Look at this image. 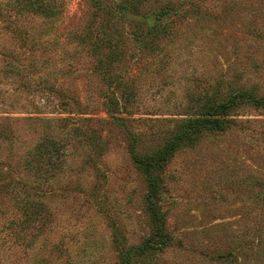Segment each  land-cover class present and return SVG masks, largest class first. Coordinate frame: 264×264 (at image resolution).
Returning <instances> with one entry per match:
<instances>
[{"label":"rangeland","instance_id":"374dc122","mask_svg":"<svg viewBox=\"0 0 264 264\" xmlns=\"http://www.w3.org/2000/svg\"><path fill=\"white\" fill-rule=\"evenodd\" d=\"M169 1L179 15L168 19L161 51L136 58L128 41L107 73L98 56L109 49L99 51L96 40H118L115 30L124 29L91 0H62L56 19L7 8L0 264H119V248L142 244L151 231L149 189L132 148L155 151L178 119L229 89L264 98V0ZM127 91L133 99L123 110ZM110 100L118 103L107 112ZM235 114L225 130L184 143L153 171L170 239L141 264H264V109L243 104ZM48 140L60 147L58 170L35 174L25 158ZM24 199L45 212L41 226L30 221L21 234L34 208L23 215Z\"/></svg>","mask_w":264,"mask_h":264},{"label":"trees","instance_id":"16d2710c","mask_svg":"<svg viewBox=\"0 0 264 264\" xmlns=\"http://www.w3.org/2000/svg\"><path fill=\"white\" fill-rule=\"evenodd\" d=\"M91 3L97 14L103 16L109 25L114 20L116 24L120 23L124 29L122 32L115 30L119 35L118 40L112 35H105L106 37L96 40V47L99 48V51L100 48L109 49L104 54L105 58L98 56V63L103 71L109 70L114 63L121 60L122 48L128 41L132 42L134 50H136L134 55L136 58L147 52L156 54L161 51L160 44L164 39L168 40L170 36L168 19L172 15H179L177 7L169 0H115L111 6L104 4L103 0H91ZM7 8L15 9L19 14L30 13L48 19H56L62 10V0H0V23L10 32L13 31V27L4 22ZM130 16H136V19L127 23L129 28L126 31L124 22ZM99 54L100 52L95 53L96 56ZM106 79H109L108 76ZM109 84H115V89L118 88V83L110 82ZM132 99L131 92L122 93L123 110ZM117 103L116 100H110L107 112H111ZM243 104L251 105L255 109H264V98H258L250 91L229 89L219 101L207 98L199 112L178 119L168 138L155 151L138 155L132 148L131 155L137 163L138 169L144 175L149 189V194L146 196V209L149 211L151 231L142 244L119 248V264H141L147 256L155 255L169 244L170 237L165 231L164 219L158 203H156L159 182L153 176V171L160 169L169 156L184 143L189 144L204 133L225 130L227 124L236 117V110ZM32 152L33 154L29 153L25 158L27 169L35 174H40L42 168L44 172L48 173L58 170L60 147L56 141L40 142ZM18 206L23 215L28 213L29 208L34 207L32 218L24 219V217L20 220L21 234L28 230L30 221H36V225L41 226V217L45 212V208L41 204L24 199ZM135 257L138 259L135 260Z\"/></svg>","mask_w":264,"mask_h":264}]
</instances>
